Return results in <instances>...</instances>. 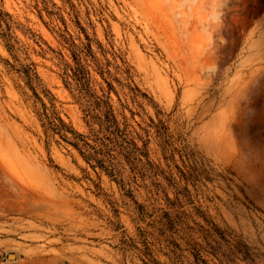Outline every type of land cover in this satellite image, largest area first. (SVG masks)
Returning a JSON list of instances; mask_svg holds the SVG:
<instances>
[{
    "label": "rangeland",
    "instance_id": "obj_1",
    "mask_svg": "<svg viewBox=\"0 0 264 264\" xmlns=\"http://www.w3.org/2000/svg\"><path fill=\"white\" fill-rule=\"evenodd\" d=\"M2 1L79 131L81 112L58 75L57 53L67 52L57 33L83 38V28L123 53L151 99L132 105L157 175L139 179L134 204L75 148L46 139L40 105L0 59V264H171L172 243L183 249L177 264H195L192 240L225 251L241 241L264 264V0ZM242 255L224 264H248Z\"/></svg>",
    "mask_w": 264,
    "mask_h": 264
},
{
    "label": "trees",
    "instance_id": "obj_2",
    "mask_svg": "<svg viewBox=\"0 0 264 264\" xmlns=\"http://www.w3.org/2000/svg\"><path fill=\"white\" fill-rule=\"evenodd\" d=\"M16 28H19V24L0 0V43L9 55L8 58L0 59L4 61L7 71L15 74L31 90L34 105H40L35 113L45 138L58 136L61 141L75 148L91 169L106 174L137 204L133 199V190L140 186L139 179L146 181L155 177L157 166L150 158L148 131L134 118L138 112L132 104L136 103L141 108L139 98L151 99L135 83L133 66L123 53L106 50L95 34L90 36L83 28V38L74 37L67 30L57 33L58 42L67 52L66 56L57 53L58 75L81 112L85 130L79 131L60 114L55 96L15 34ZM28 30L23 32L34 38L35 35ZM17 87L20 89V85ZM113 95L116 96L117 104ZM157 124L166 129L161 120ZM173 204L170 203V206L173 207ZM162 215L169 217L171 214L162 211ZM174 222L169 219V229H173ZM187 228L189 232L193 231V227ZM219 235L221 239L227 240L222 232ZM189 238H192L191 234ZM191 243L195 264H209L202 250L217 256L221 264L227 260L233 261L238 252L243 254L242 258L248 264H254L255 261L256 254L241 241L229 242L233 245L226 251L218 243L209 244V249H204L193 240ZM238 244L241 248H238ZM171 246V264H177L183 249L178 243H172Z\"/></svg>",
    "mask_w": 264,
    "mask_h": 264
},
{
    "label": "water",
    "instance_id": "obj_3",
    "mask_svg": "<svg viewBox=\"0 0 264 264\" xmlns=\"http://www.w3.org/2000/svg\"><path fill=\"white\" fill-rule=\"evenodd\" d=\"M13 256H14V254H13V253H10V254H9V257H13Z\"/></svg>",
    "mask_w": 264,
    "mask_h": 264
},
{
    "label": "bare ground",
    "instance_id": "obj_4",
    "mask_svg": "<svg viewBox=\"0 0 264 264\" xmlns=\"http://www.w3.org/2000/svg\"><path fill=\"white\" fill-rule=\"evenodd\" d=\"M158 73L160 74V75H162L161 73H160V71L158 70Z\"/></svg>",
    "mask_w": 264,
    "mask_h": 264
}]
</instances>
